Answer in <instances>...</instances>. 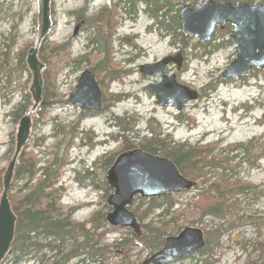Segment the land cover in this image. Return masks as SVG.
<instances>
[{"label":"rangeland","instance_id":"374dc122","mask_svg":"<svg viewBox=\"0 0 264 264\" xmlns=\"http://www.w3.org/2000/svg\"><path fill=\"white\" fill-rule=\"evenodd\" d=\"M167 1L172 4V9L164 21L175 27L174 31L178 33L182 31L174 26V15L184 3L194 7L203 0ZM50 5L55 24L39 47L38 58L44 64L42 81L46 69L52 71L56 96L48 97L43 107L38 106L33 112L30 136L18 157L32 155L38 161L35 167L54 169L56 180L51 188H58L63 212L73 208L70 219L74 222H87L89 216L98 210L105 215L109 210L106 205L109 191H105L111 190L106 189L105 172L111 164L104 165L101 156L121 152L119 142L112 141L118 129L117 117L129 116V120L135 121L133 130L138 137L150 135L146 130L150 118L152 128L159 126L161 129L160 137L169 135L174 142L184 143L188 149L204 150L203 158L208 163L203 169L206 174L194 177L197 181L195 187L171 193L174 196L171 210L178 212L187 203L192 204L199 198L201 190H206L220 177L228 180V186L233 182L246 186L245 191H237L231 196L234 205L228 206L223 216L206 214L198 221V210L189 209L193 211L190 219H195L193 223L183 222V225L199 226L204 239L208 236L207 230L217 227L218 238L216 234L213 237L217 242L210 246L211 249H205L204 243L205 246L194 254L185 255L172 264H264V67L252 66L249 75L222 78L221 72L235 56L234 45L228 40L232 26L215 27L210 38L202 43L196 36L182 33L186 38H177L172 35L147 12L152 5H146L143 0H132L131 4H124L122 0H51ZM111 5L115 9L114 20H110L114 27L110 30L105 19L97 21L93 17L102 7ZM36 13V0L0 2V194L2 175L15 147L18 120L25 111L18 117L11 113L23 104L25 98L31 102L28 91L31 76L27 65L22 72L12 69L17 62L16 54L23 51L26 55L35 41ZM77 24L83 29L74 34ZM196 42L199 45L194 46ZM60 44L67 49L56 56L46 57L50 64L40 58L41 51L46 52ZM104 45L109 52L106 56ZM212 45L217 47L212 48ZM177 52L182 56L180 68L169 62L164 71L174 74L179 84L195 90L198 95L197 99L188 100L179 111L170 104L159 107L154 93L144 88L157 78L139 71V65L154 63L164 56H175ZM106 57L108 64L98 62L108 61ZM98 63H101L100 67L93 71L91 67ZM108 65L117 67L121 78H109ZM85 69L93 72L102 92L101 108L92 115H82L83 110L68 100ZM238 104L240 109L236 112ZM215 106V119L221 114L228 117L218 122L227 130L202 134L200 126L208 125L210 129ZM243 120L247 122L248 132L245 133L243 128L241 137H233V125ZM19 161L14 166L8 195L11 208L12 201L28 192L40 174L30 181L16 177ZM25 181H29L30 187H21ZM161 208L154 209L149 219L157 218ZM14 214L16 216L15 211ZM104 222L107 231L102 242L105 243L119 241L131 230ZM139 249L136 247L131 253L133 258ZM17 255L19 259L13 260ZM144 256L142 253L138 262ZM30 257V254L21 256L17 251L13 252L12 243L1 264H36ZM105 257L107 260L116 258L112 251ZM67 264L80 263L73 258Z\"/></svg>","mask_w":264,"mask_h":264},{"label":"trees","instance_id":"16d2710c","mask_svg":"<svg viewBox=\"0 0 264 264\" xmlns=\"http://www.w3.org/2000/svg\"><path fill=\"white\" fill-rule=\"evenodd\" d=\"M122 1L124 4L132 3V0ZM143 1L146 5H152L151 8L147 9V12H149L162 27L166 30H170L172 35H175L177 38H186L183 36L182 32L177 31L178 33H176L174 31L175 27L169 26V24L164 21L167 17V13L172 9V4L169 1ZM116 4L118 5L119 2ZM123 7L125 8V5ZM114 9L112 5L107 8L102 7L93 19H97V21L98 19H105L108 28L111 30V28L113 29L114 27V24H111V21L114 20ZM174 21V26L180 29L181 25L177 14L174 15ZM108 35H110V32ZM196 45H199V42H196L194 46ZM64 47L66 46L60 44L54 46L53 49H47L46 52L41 51L40 58L44 62L50 64L51 61L46 59V57L50 58L56 56L59 52L62 53V51L67 49ZM215 47H217V45H212V48ZM40 49L44 50L42 47ZM103 53L105 56L109 53L106 46L103 49ZM24 55L25 52L23 51L16 54L15 59L17 62L12 69L13 71L22 72L25 70L26 63ZM106 60L108 61L103 62L101 60L98 62L105 65L109 63L108 57H106ZM100 64L98 63L92 66V70H97ZM108 67L109 78H121L120 74H118L119 70L117 67L110 65H108ZM46 70V74L43 75V81H45V83L42 89L43 98L39 105L40 109L43 107L42 104L45 103L44 101L48 100V97L55 98L56 96L52 71L50 69ZM30 104L29 99L25 98L23 104H20L13 114H16L17 117L20 116V113L26 111ZM92 112L89 114V111L83 110L82 115H92L95 113ZM117 120L118 129L114 136H112V140L119 142L118 148L120 151L138 147L143 151L164 156L173 161L178 171H181L186 178L192 181L206 174H204L203 169L208 163L206 159L203 158L204 150L194 147L188 149L185 147L184 143L174 142L169 135L160 137L162 134L161 129H159V126L157 128H152V119L150 118H148L146 122V130L149 131L150 135L139 137L133 130L135 121L129 120V116L117 117ZM109 153L108 155L104 154V156H101L103 164L108 166L112 164L116 156L115 154H117L113 152ZM19 160L16 177L26 178V180L29 179L30 181L36 174H40L31 187L29 181H25L21 187H30L28 188L30 190L20 195L18 199L12 201V209L16 213L15 236L12 241L13 252L17 251L21 256H23V254H30V260L33 262L35 260L36 264H67V261L73 258L80 264H138L140 263L138 261L142 253L148 255L159 249L165 236L176 233L182 229L184 226L183 222L193 223V219L195 218L190 219L193 214V211L191 212L189 210L190 208H195L200 213L197 217L198 221L206 214H212L218 217L223 216L228 206L234 205V202L230 201L231 196L237 191H245L246 188V186L244 187V185L237 182H233L232 186H228V180L224 177H220L218 180L210 183L206 190L200 191L199 198L193 202L195 205L193 203H187L186 207L178 212L171 210L174 199L171 193L162 195L160 198L146 199L140 196L135 197L130 205V209L134 212L140 223V233L134 234L129 230L127 231V236L119 239V241L105 243L102 242V238L107 229L104 228L105 217L101 211L98 210L91 214L87 222L72 221L70 219V213L73 208L63 212L59 205L60 198L57 194L58 188H51L56 180L54 169H50L48 166H40V168L35 167L38 161L35 160L32 155L25 158L20 157ZM106 189H109V186H107ZM107 191L110 192L111 190H106L105 193ZM160 207L162 208L160 212L156 214L157 218L149 219L154 209ZM217 231L218 228L216 227L215 229L211 228L205 232L208 234V236L205 237V249H211L210 246L214 243L216 244L218 238ZM214 236L217 238H213ZM136 247L140 249L134 254L135 258H133L131 253ZM205 249H203L201 253H203ZM111 251L115 253L116 258L107 260L105 256ZM18 259L19 255L14 256L13 260L16 261Z\"/></svg>","mask_w":264,"mask_h":264},{"label":"water","instance_id":"95a60500","mask_svg":"<svg viewBox=\"0 0 264 264\" xmlns=\"http://www.w3.org/2000/svg\"><path fill=\"white\" fill-rule=\"evenodd\" d=\"M2 0H0L1 2ZM51 0H36L37 21L35 41L28 48L25 61L30 71L31 83L28 91L31 104L18 120L15 133L14 150L4 173L0 194V264L9 252L14 238L16 216L11 209L8 195L10 192L14 166L24 149L32 127L31 118L42 99V69L44 64L38 58L39 47L49 36L55 21L51 16ZM180 31L188 36L197 37L204 43L210 38L216 25L220 28L227 23L232 26L228 37L234 45L235 56L221 72L224 79L249 75L251 67H264V3L231 4L223 0H203L194 7L183 4L179 9ZM182 56H164L154 63L139 65L143 75L156 77L153 83L144 85L145 90L153 92L159 107L170 104L176 111L182 110L188 100L198 98L197 92L179 84L174 74H166L164 69L169 62L181 66ZM102 92L91 70L85 69L69 94L68 100L79 109L98 111L101 108ZM105 183L111 188L106 198L109 210L105 221L113 227H125L140 233L139 222L130 209L137 196L149 199L168 193H181L189 189L195 181L187 179L170 159L143 151L136 147L115 156L105 172ZM203 230L197 225H185L177 233L166 235L161 248L145 256L139 264H172L185 255L194 254L205 245Z\"/></svg>","mask_w":264,"mask_h":264},{"label":"bare ground","instance_id":"6f19581e","mask_svg":"<svg viewBox=\"0 0 264 264\" xmlns=\"http://www.w3.org/2000/svg\"><path fill=\"white\" fill-rule=\"evenodd\" d=\"M237 94L241 95L242 93L241 92L240 93L237 92ZM215 109H217L216 106L214 107V110ZM216 113H217V111L215 110L214 113L211 114L212 119H211V122H210L211 125L209 124L210 125V129H209V127H207L208 125H204V127H206L207 129H203L204 128L203 125L200 126L201 129H202V134H210L211 135V132L214 133V131H216V132L217 131L218 132H221V131L224 132V131L227 130L226 128H224V126H220V124L218 122L219 121L221 122V121L227 119L228 117H226L225 115L221 114V115H219L220 117L215 119V117H216L215 114ZM233 126H234L233 129L235 131V132H232V136L233 137H239L240 136V132L243 130V128H244L245 133H247L248 130H249V128L247 127L248 126L247 122L245 120H243L242 123L235 124Z\"/></svg>","mask_w":264,"mask_h":264},{"label":"flooded vegetation","instance_id":"af4514ba","mask_svg":"<svg viewBox=\"0 0 264 264\" xmlns=\"http://www.w3.org/2000/svg\"><path fill=\"white\" fill-rule=\"evenodd\" d=\"M215 1V0H214ZM223 1H229V2H231V4H237V3H245V4H261V3H264V0H223ZM184 4H187V3H184ZM81 22H83V21H81ZM228 24V23H227ZM226 24V25H227ZM225 25V26H226ZM228 25H230V24H228ZM223 28V27H222ZM83 28H81L80 27V25H78L77 24V26L75 27V31H74V34H77V32H79L80 30H82ZM232 29V28H231ZM89 111V114H90V112H92L91 110H88ZM93 113V112H92ZM12 115H15V114H13V113H11ZM196 184H197V182H194V184L192 185V187H190V189L189 190H191L193 187H195L196 186Z\"/></svg>","mask_w":264,"mask_h":264}]
</instances>
